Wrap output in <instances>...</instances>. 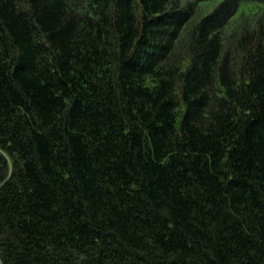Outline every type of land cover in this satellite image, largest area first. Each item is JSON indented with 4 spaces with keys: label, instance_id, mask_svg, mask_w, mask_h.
<instances>
[{
    "label": "trees",
    "instance_id": "1",
    "mask_svg": "<svg viewBox=\"0 0 264 264\" xmlns=\"http://www.w3.org/2000/svg\"><path fill=\"white\" fill-rule=\"evenodd\" d=\"M0 264H264V0H0Z\"/></svg>",
    "mask_w": 264,
    "mask_h": 264
}]
</instances>
